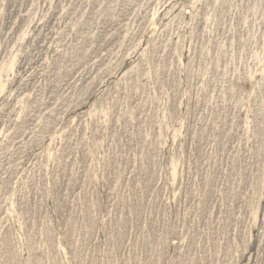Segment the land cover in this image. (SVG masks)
<instances>
[{
    "label": "rangeland",
    "instance_id": "rangeland-1",
    "mask_svg": "<svg viewBox=\"0 0 264 264\" xmlns=\"http://www.w3.org/2000/svg\"><path fill=\"white\" fill-rule=\"evenodd\" d=\"M0 264H264V0H0Z\"/></svg>",
    "mask_w": 264,
    "mask_h": 264
}]
</instances>
